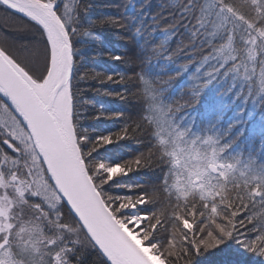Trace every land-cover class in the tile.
<instances>
[{
    "label": "snow or ice",
    "instance_id": "6c2138e0",
    "mask_svg": "<svg viewBox=\"0 0 264 264\" xmlns=\"http://www.w3.org/2000/svg\"><path fill=\"white\" fill-rule=\"evenodd\" d=\"M0 264H264V0H0Z\"/></svg>",
    "mask_w": 264,
    "mask_h": 264
},
{
    "label": "trees",
    "instance_id": "16d2710c",
    "mask_svg": "<svg viewBox=\"0 0 264 264\" xmlns=\"http://www.w3.org/2000/svg\"><path fill=\"white\" fill-rule=\"evenodd\" d=\"M109 38H111V37H109ZM98 99L103 100L105 103H108L110 106H115V107H118V108L125 107L124 103L121 102V101H115V100L108 101V100H106V98H102V97L101 98H98ZM142 179L147 180L148 178L147 177H143Z\"/></svg>",
    "mask_w": 264,
    "mask_h": 264
}]
</instances>
